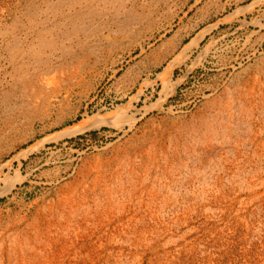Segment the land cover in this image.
<instances>
[{"label": "rangeland", "instance_id": "obj_1", "mask_svg": "<svg viewBox=\"0 0 264 264\" xmlns=\"http://www.w3.org/2000/svg\"><path fill=\"white\" fill-rule=\"evenodd\" d=\"M0 264H264V0H0Z\"/></svg>", "mask_w": 264, "mask_h": 264}]
</instances>
